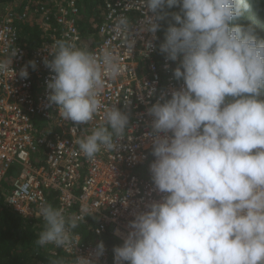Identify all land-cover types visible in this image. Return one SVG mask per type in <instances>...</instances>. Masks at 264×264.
Instances as JSON below:
<instances>
[{"label":"clouds","instance_id":"clouds-1","mask_svg":"<svg viewBox=\"0 0 264 264\" xmlns=\"http://www.w3.org/2000/svg\"><path fill=\"white\" fill-rule=\"evenodd\" d=\"M256 0H140L147 47L168 20L159 52L179 62L173 75L183 81L148 109L152 117L151 180L160 201L135 213L122 246L114 247L115 264H264V39L244 25ZM179 7L177 13L168 9ZM129 18L118 17L116 29L129 30ZM124 46L132 55L135 40ZM43 63L52 73L47 107L74 128L90 124L104 108V124L77 143L89 160L102 150L114 152L129 126V115L100 99L106 79L122 71L110 49L100 56L59 39ZM20 54L13 48L0 60V74L14 72ZM22 58V56H21ZM24 65L18 75L29 78ZM168 67V65H166ZM154 94V90L153 93ZM44 221L36 244L74 250L81 214L42 204ZM105 252L101 241L94 256H76L72 264H95ZM49 264H65L62 257Z\"/></svg>","mask_w":264,"mask_h":264},{"label":"built area","instance_id":"built-area-1","mask_svg":"<svg viewBox=\"0 0 264 264\" xmlns=\"http://www.w3.org/2000/svg\"><path fill=\"white\" fill-rule=\"evenodd\" d=\"M144 12L140 0H103L93 13L75 0H10L0 8V60L8 58L13 48L20 50L12 64L17 75L0 74V192L8 207L40 226V231L44 221L39 209L45 203L63 208L66 215L86 217L80 225L87 226L90 239L75 230L74 250L46 247L51 256L60 253L69 258L67 264L76 256H94L101 241L105 252L95 264H115L113 244L122 246L134 214L147 211V204L163 196L149 170L155 157L147 135L152 122L148 109L162 96L170 99L183 81L173 75L179 62L166 61L157 41L155 50L148 48L151 33L138 32L145 26ZM121 16L129 18V30L116 29ZM22 25L39 29L40 45L27 47ZM59 39L97 56L110 49L121 64V74L106 79L100 99L105 107L117 104L129 115L128 130L114 152L102 150L94 160L80 152L77 141L104 124V108L90 124L77 129L55 106L47 107L46 82L52 73L43 60L52 58L51 46ZM127 39L135 40L132 55L124 46ZM29 61H35L37 68L29 67V78L21 79L18 73Z\"/></svg>","mask_w":264,"mask_h":264},{"label":"trees","instance_id":"trees-1","mask_svg":"<svg viewBox=\"0 0 264 264\" xmlns=\"http://www.w3.org/2000/svg\"><path fill=\"white\" fill-rule=\"evenodd\" d=\"M78 5L87 13H93L96 8L102 4L103 0H75ZM10 2V0H0V6ZM169 13H177L179 7L168 9ZM171 21V16L168 20L162 22V30L158 32L159 39L157 40V48L164 42L168 23ZM244 25H251L255 28L257 35L264 39V0H256L253 7L245 13L243 20L239 21ZM95 31L91 32L94 37ZM21 37L26 40L28 48L38 46L42 42V34L36 26L22 25ZM96 43V38L92 44ZM6 190L9 189V184H5ZM41 227L34 224L30 220L22 218L14 212L5 203V198L0 192V264H49L51 259L62 257L65 264L70 261L65 255L58 253L56 256H51L46 248H40L36 244L38 233ZM84 239H90L87 226L80 225L76 229ZM117 247L116 244H113Z\"/></svg>","mask_w":264,"mask_h":264},{"label":"rangeland","instance_id":"rangeland-1","mask_svg":"<svg viewBox=\"0 0 264 264\" xmlns=\"http://www.w3.org/2000/svg\"><path fill=\"white\" fill-rule=\"evenodd\" d=\"M90 37H92L91 34H90Z\"/></svg>","mask_w":264,"mask_h":264},{"label":"crops","instance_id":"crops-1","mask_svg":"<svg viewBox=\"0 0 264 264\" xmlns=\"http://www.w3.org/2000/svg\"><path fill=\"white\" fill-rule=\"evenodd\" d=\"M0 8H1V6H0Z\"/></svg>","mask_w":264,"mask_h":264}]
</instances>
